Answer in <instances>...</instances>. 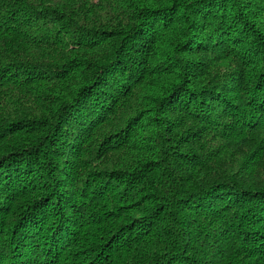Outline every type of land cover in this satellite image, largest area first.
Returning <instances> with one entry per match:
<instances>
[{
	"label": "trees",
	"instance_id": "obj_1",
	"mask_svg": "<svg viewBox=\"0 0 264 264\" xmlns=\"http://www.w3.org/2000/svg\"><path fill=\"white\" fill-rule=\"evenodd\" d=\"M0 264H264V0H0Z\"/></svg>",
	"mask_w": 264,
	"mask_h": 264
}]
</instances>
